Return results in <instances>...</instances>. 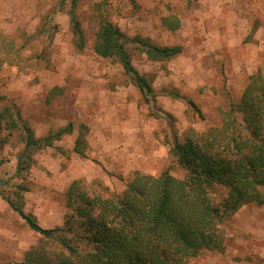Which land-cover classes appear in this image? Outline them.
Listing matches in <instances>:
<instances>
[{"label": "rangeland", "instance_id": "374dc122", "mask_svg": "<svg viewBox=\"0 0 264 264\" xmlns=\"http://www.w3.org/2000/svg\"><path fill=\"white\" fill-rule=\"evenodd\" d=\"M100 19L129 41L132 66L154 96L144 97L117 62L94 53ZM143 43L181 51L151 60ZM261 81L264 0H0V112H18L38 139L73 127L50 147L34 149L25 159L29 168L17 174L21 123L0 125V264H27V256L41 253L55 264L67 255L59 237L31 231L2 196L19 202L42 228L63 229L58 235L81 250L86 243L74 242L73 219L64 223L72 181L90 198L114 199L136 174L167 170L183 179L171 147L205 137L226 114L240 119L243 91ZM80 132L82 155L73 150ZM219 227V250H202L189 264H264V204L242 206Z\"/></svg>", "mask_w": 264, "mask_h": 264}, {"label": "trees", "instance_id": "16d2710c", "mask_svg": "<svg viewBox=\"0 0 264 264\" xmlns=\"http://www.w3.org/2000/svg\"><path fill=\"white\" fill-rule=\"evenodd\" d=\"M69 20L75 43L81 48L84 37L72 10ZM166 25L172 27L173 23ZM127 42L117 26L100 19L94 53L117 62L144 97H152L149 81L132 66ZM142 45L151 60L173 58L181 51L179 46ZM259 82L243 91L237 106L240 119L233 117V112L226 114L222 126L205 137L186 139L171 147L176 163L185 170L183 179L175 178L167 170L157 177L136 174L114 199L90 198L79 180L72 181L65 192L69 213L64 223L73 219L74 242L86 243L81 250L71 245L67 237L58 235L63 229L42 228L19 202L13 204L7 196L2 198L31 231L43 237H59L67 255H58L55 264H189V258L202 250H219V226L242 206L264 204V81ZM17 121L24 132L17 174L29 168L25 159L34 149L50 147L73 131L67 125L38 139L18 112H0V125L14 129ZM82 139L80 132L74 141L73 150L79 155L83 154ZM45 257L41 253L35 258L27 256L26 261L52 264Z\"/></svg>", "mask_w": 264, "mask_h": 264}]
</instances>
